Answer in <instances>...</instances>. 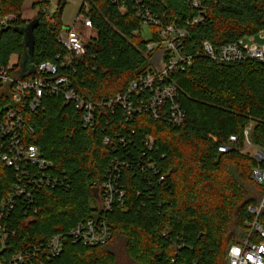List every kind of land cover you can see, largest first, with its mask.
Returning <instances> with one entry per match:
<instances>
[{"label":"trees","instance_id":"16d2710c","mask_svg":"<svg viewBox=\"0 0 264 264\" xmlns=\"http://www.w3.org/2000/svg\"><path fill=\"white\" fill-rule=\"evenodd\" d=\"M24 3L0 0V65H10L17 55L13 71L21 77L27 54L21 30L30 21L23 18ZM126 3L122 12L113 0L89 2L86 14L96 36L89 39L84 58L75 68H60L59 75H68L88 101L100 102L125 92L132 80L151 70L149 58L154 51L147 45L161 39L157 25L148 28L149 39L142 35L139 10L148 8L162 24L177 23L188 30L181 49L193 57L192 62L169 78L180 87L186 120L175 127L150 113L128 120L121 106L114 113L102 107L95 126L85 128L80 112L58 94L43 96L36 110H23L34 130L27 141L38 146L51 164L40 177L34 167L28 168L33 177L46 179L34 188V200L18 201L11 212L10 248L3 250L2 257L66 233L99 214L95 191L99 189L100 194L111 162L121 156L130 163L121 173L123 203H116L106 215L112 239L105 245L88 246L66 238L61 255L50 260L40 256L42 264H117L118 249L113 243H122L137 264H227L229 247L248 233L247 222L254 218L249 207L259 204L250 188L262 194L263 187L252 177L257 161L242 149L249 125L252 143L264 145V59L218 62L203 51L202 43L207 40L219 48L264 31V0ZM65 4L66 0H60L53 15L39 10L33 64L23 78L38 75L40 63L66 54L58 40ZM84 11L82 5L80 12ZM9 15L13 19L3 25L2 18ZM199 15L202 22L187 25ZM12 105L10 91L0 88V117ZM148 135L156 145L152 151L145 150L143 157V139ZM231 135L238 137L237 148L219 152V145ZM130 153L140 155L141 161H131ZM148 159L155 163L158 175ZM161 175L165 180H159ZM16 181L14 168L0 161V197ZM261 221L264 225V212ZM167 231L170 234L164 235ZM38 259L33 258L35 264H41Z\"/></svg>","mask_w":264,"mask_h":264},{"label":"built area","instance_id":"2783aa9c","mask_svg":"<svg viewBox=\"0 0 264 264\" xmlns=\"http://www.w3.org/2000/svg\"><path fill=\"white\" fill-rule=\"evenodd\" d=\"M91 0L84 1V12H80L77 23L80 26L93 28L91 18L86 14L90 10ZM124 12L127 8L126 0H113ZM197 7L199 2L195 1ZM143 26L159 27L161 39L147 45L149 51L161 48L164 51V65L156 67L151 65V70L141 74L129 83L127 90L114 97H104L100 102L86 100L73 86L68 75H59L60 68L74 69L76 64L84 58L88 39L73 27H64L60 30L58 40L66 49V54L58 55L54 61H45L38 65V75L23 78L13 71L12 65H0V88L9 90L12 106L0 117V161L14 168L16 183L12 190L0 197V255L4 249L10 248L9 216L15 209L18 201L34 200V188L46 177H33L31 170L34 167L40 173L46 171L50 162L43 156L39 147L29 143L27 136L34 133L31 126L26 123L23 110L29 108L36 110L41 105V99L47 94L62 95L71 103L81 115V123L85 128H93L97 119V111L104 107L114 113L117 106L125 111V117L132 119L138 113H150L156 119H162L172 126H180L186 120V112L180 102V87L169 78L172 73L184 70L185 65H190L192 56L186 54L181 48L188 35L187 28L180 27L177 23L162 24L159 18L148 8L139 10ZM13 15L2 18L5 25L13 19ZM203 21L199 15L189 21L187 25H195ZM263 32V31H261ZM203 51L218 62L234 61L244 57L264 59V44H247L243 40L225 44L216 48L210 41H203ZM153 66V67H152ZM252 125L244 131L245 145L243 152L250 154L258 163L252 177L263 187V192L257 206H250L249 210L254 218L247 222L248 233L238 242L233 243L227 253V264H264V225L261 221L264 212V145L258 146L250 139ZM106 142L110 138L106 137ZM237 135H231L228 142L219 145V152H228L236 149ZM143 151H152L156 141L152 135L143 139ZM141 154L145 157L146 152ZM129 154V153H128ZM132 155L134 162H140L141 156ZM126 157H116L110 165L102 189H100V212L92 218L79 222L66 233H57L47 241L11 255L9 258L0 256V264H35L33 258L41 256L47 260L60 256L64 251L66 238H71L75 243L88 246L107 244L113 237L112 226L109 224L107 213L112 211L116 203H123L125 191L120 188L122 168L129 165ZM148 166L159 174L152 159H148ZM44 174V173H43ZM47 182H51L49 176ZM160 181L165 180L161 175ZM170 231L164 235H169ZM182 247V246H181ZM39 260V259H38ZM39 260V263L41 262ZM174 262V260H173ZM172 262V263H173ZM43 262H41L42 264Z\"/></svg>","mask_w":264,"mask_h":264},{"label":"rangeland","instance_id":"374dc122","mask_svg":"<svg viewBox=\"0 0 264 264\" xmlns=\"http://www.w3.org/2000/svg\"><path fill=\"white\" fill-rule=\"evenodd\" d=\"M45 1L48 2V5L45 3ZM60 0H38L36 4H38L36 7H34V4H32L31 0H25L24 6L26 8V15L31 16L33 18L37 12L41 10H48L51 15L55 14V12L58 10ZM82 0H66L65 7L63 9L61 19L64 24L72 25L74 24L75 20L77 19V14L79 13V6L81 4ZM33 5V7H32ZM142 35L145 39L150 38V31L147 27L142 28ZM243 42L247 44H254L257 45H263L264 44V31L256 33L254 35H247L243 39ZM17 57L12 56L11 61L16 62ZM150 65H155L156 67H161L164 65V51L161 48H156L152 55L149 58ZM152 66V67H153ZM32 68V66L30 67ZM250 194L252 198L259 199L261 198V194L258 190H253V188H250ZM113 246L116 247L118 250V261L117 264H137L132 262L129 257L127 256L123 244L119 243L118 245L116 243H113Z\"/></svg>","mask_w":264,"mask_h":264},{"label":"water","instance_id":"95a60500","mask_svg":"<svg viewBox=\"0 0 264 264\" xmlns=\"http://www.w3.org/2000/svg\"><path fill=\"white\" fill-rule=\"evenodd\" d=\"M38 22L39 20L36 17L30 20L27 23V25L21 30L22 33L24 34V44L27 47V54H26L25 60L23 61L22 68L28 71L33 64L32 56H33V51H34V46H35L34 28L36 27ZM27 72H23L22 77H24L27 74ZM95 193H96L95 195H96L98 202H100L101 198L99 194V189H96Z\"/></svg>","mask_w":264,"mask_h":264},{"label":"crops","instance_id":"0c3cea01","mask_svg":"<svg viewBox=\"0 0 264 264\" xmlns=\"http://www.w3.org/2000/svg\"><path fill=\"white\" fill-rule=\"evenodd\" d=\"M32 1V4H34V3H36L38 0H31ZM41 1V0H40ZM83 3H84V0H82V2H81V4H80V6H79V13H80V10H81V7H82V5H83ZM32 7H33V5H32ZM39 12V11H38ZM38 12H37V14L33 17V18H31V16H27L26 15V8H25V6L23 7V18L24 19H26V20H32V19H34V18H36L37 17V15H38ZM79 13L77 14V18H78V15H79ZM64 24V23H63ZM73 26H75L77 29H78V31H79V33L80 34H82L86 39H90L91 37H93V36H96V31L94 30V28H87V27H85V26H80L78 23H77V19L75 20V22H74V24H72V25H69V24H64V27H73ZM13 56H16L17 57V55H13ZM18 58V57H17ZM12 59V58H11ZM16 62H17V60H16ZM16 62H13V61H11L10 62V65H14ZM28 70H26V69H21V73H23V72H27Z\"/></svg>","mask_w":264,"mask_h":264}]
</instances>
